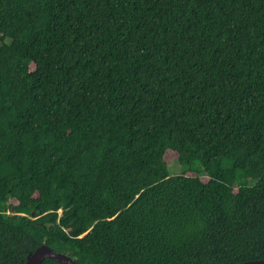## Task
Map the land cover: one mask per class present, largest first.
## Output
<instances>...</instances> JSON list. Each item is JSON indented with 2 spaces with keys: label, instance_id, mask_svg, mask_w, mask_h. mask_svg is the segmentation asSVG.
<instances>
[{
  "label": "trees",
  "instance_id": "obj_1",
  "mask_svg": "<svg viewBox=\"0 0 264 264\" xmlns=\"http://www.w3.org/2000/svg\"><path fill=\"white\" fill-rule=\"evenodd\" d=\"M41 244L264 259V0H0V264Z\"/></svg>",
  "mask_w": 264,
  "mask_h": 264
},
{
  "label": "water",
  "instance_id": "obj_2",
  "mask_svg": "<svg viewBox=\"0 0 264 264\" xmlns=\"http://www.w3.org/2000/svg\"><path fill=\"white\" fill-rule=\"evenodd\" d=\"M45 259H51L60 264H79L69 255L57 252L46 244H41L33 251H30L23 264H41ZM238 264H264V259L246 260Z\"/></svg>",
  "mask_w": 264,
  "mask_h": 264
},
{
  "label": "rangeland",
  "instance_id": "obj_3",
  "mask_svg": "<svg viewBox=\"0 0 264 264\" xmlns=\"http://www.w3.org/2000/svg\"><path fill=\"white\" fill-rule=\"evenodd\" d=\"M165 159L169 165V169L171 173L173 174L181 173L182 170L184 169V167L181 166L180 163L177 161V154L171 149L165 152ZM200 177L203 181H207L208 179L206 174H202ZM11 201L15 203L14 199H11Z\"/></svg>",
  "mask_w": 264,
  "mask_h": 264
}]
</instances>
